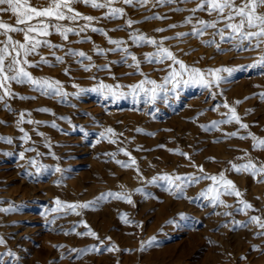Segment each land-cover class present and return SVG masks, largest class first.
Masks as SVG:
<instances>
[{"label": "rangeland", "instance_id": "1", "mask_svg": "<svg viewBox=\"0 0 264 264\" xmlns=\"http://www.w3.org/2000/svg\"><path fill=\"white\" fill-rule=\"evenodd\" d=\"M30 2L46 5L47 0ZM198 2L199 0H186L179 5L170 4L156 8L151 4L136 9L127 6L126 12L129 17L142 21L133 25V28L156 36H174L177 32H190L192 26L181 25L163 33H156L154 29L179 23L190 14L187 11H169L170 8L179 6L191 9ZM74 7L86 15L98 17L106 11L94 9L82 2L75 4ZM153 13L169 18L143 21L144 16H151ZM196 15L204 19L215 18V14L210 15L204 11H198ZM0 19L15 22V17L10 13L4 14ZM123 24L124 19H102L97 26L109 30V35L114 38L127 39L129 30L121 28L112 31L117 25ZM213 32V29H208L202 38L189 35L165 43L170 45L186 63L201 68L248 65L254 59H258L259 51L264 50V45H261V49L243 51L223 42L221 47L231 50L218 51L214 45L203 43L204 40L213 38ZM12 35L15 39H23L22 33ZM81 36H90L91 41L69 43L63 41L55 32L49 39L54 43H65L67 47L84 50L93 56L97 64L111 61V73L114 75H110L107 70L84 71L71 56L66 57L65 63L57 64L55 57L51 55L53 50L47 47H41L39 53L52 60L53 65H41L29 70L36 76L48 75L63 81L69 92L74 91L73 82L90 88L97 82L90 78L93 74L108 83L119 81L125 86L142 78L133 68L120 61V52L109 53L103 57L92 51L94 44L105 48L111 47L103 34L89 30ZM79 39L80 37L74 34L69 36V41ZM215 39L219 41L218 36ZM131 50L143 60L142 54L153 49L147 45L143 47L133 45ZM54 51L57 55L64 54V50L61 49ZM29 59L39 61L40 55L30 56ZM84 63L88 61L85 60ZM69 66L70 73H64L63 69ZM141 69L157 80L161 79L167 70L165 64L147 62L141 64ZM12 89L20 95L35 99H20L18 96L10 98L8 103L15 111L6 109L4 102H0V135L14 138L11 144L0 141V208L10 205L16 208L12 212L0 211V236L6 241V244H0V253H5L11 248L17 253L19 264H264V237L254 235L256 231L254 225L249 228L233 229L231 217L216 214L224 210L222 206L214 212L213 206L202 198L196 201L178 199L158 185H147L152 193L150 198L133 192V204L109 198L98 208L82 210L80 215L66 209L52 211L56 207L57 197L62 202L89 201L101 193L133 190L141 186L143 181L135 167L125 168L104 155L108 152H117L116 159L128 160L129 157L124 152L118 151L119 148H126L136 157L143 177L149 179L161 172L199 174L197 167L199 165H203L204 172L210 175H218L224 171L242 191L244 198L264 212V180L231 169V163H243L248 157L256 162H264V150L254 149L251 137L240 138L246 136L248 131L264 137V98L259 95L260 92H264V74H261L258 68H245L233 73L221 84L220 89L215 90L217 95L214 98L210 97L207 89L189 85L180 89L178 97L171 95L167 101L158 100L155 105L146 104L143 97L138 102L131 95L113 100L91 91L70 98L69 102H61L58 98L35 92L28 85L13 83ZM221 90L223 95L220 94ZM225 99L230 105H235L236 100L241 101L235 107L243 122L249 125L248 129H239L236 122L223 124L219 129L211 131H205L200 127L202 124H209L212 120L222 118L221 113L227 111L223 107ZM215 104L221 105L218 111L212 110ZM42 107L52 109L55 115L52 112L37 110ZM20 110H31V119L34 120H54L59 127L25 122L23 127L31 136V141L25 145L19 139L22 133L15 123ZM61 116L71 117V123L59 119ZM108 126L115 129L118 134L122 133L118 142L114 144L108 140H101L97 144L98 132L102 127ZM137 128L144 131L137 132ZM237 129L238 136L225 138L226 133ZM85 131L88 132L86 136ZM38 133H44L51 139V148L44 143V136ZM32 142H35L34 147L39 152L45 153L40 157L44 164L55 166L59 163L66 169L60 183L56 181L61 173L55 172L54 167L38 179L28 176L29 169L22 167L24 161L20 160L18 153L24 147L33 146ZM174 148L187 152L189 156L169 151ZM9 152L13 154L8 155ZM50 152H54L60 159L57 160L56 157L47 154ZM34 155V152L26 153V157ZM210 183V180L204 179L189 186L187 196H197L199 191ZM223 199L235 207L236 197L224 195ZM181 212L186 213V217H180L178 214ZM123 213H127L128 218L134 223L125 224L120 219ZM251 214L258 213L250 211L249 215ZM173 218L176 223H167ZM246 218L242 213L235 215V219L238 220ZM81 219L86 220L100 239L105 240V246L115 243L120 251L109 252L102 246V251L88 252L77 257L76 253L70 251L71 248H85L99 243L95 237L78 234L86 231L82 224L72 231L73 225L78 224ZM53 220L55 223L51 222ZM221 224L226 226H220ZM152 236H156L155 243L141 251L140 242ZM107 237H111V240H107ZM54 245L64 247L58 248ZM253 245H259V248H253ZM3 259L6 264H12L8 256L5 255Z\"/></svg>", "mask_w": 264, "mask_h": 264}, {"label": "snow or ice", "instance_id": "2", "mask_svg": "<svg viewBox=\"0 0 264 264\" xmlns=\"http://www.w3.org/2000/svg\"><path fill=\"white\" fill-rule=\"evenodd\" d=\"M84 3L90 5L94 9H105L101 16L86 15L77 10L74 7L77 3ZM186 0H47L46 5H41L38 2L33 4L30 0H0V17L4 14L10 13L15 17V24L6 22L0 19V102H4L6 109L15 111L8 103L10 98L19 97L20 99H35V97H25L16 93L12 89V84H22L30 86L35 92L43 94L48 97L58 98L61 102H69L70 98L78 97L81 94L91 91L95 92L101 97L111 98L118 100L123 97L131 95L137 102L141 97L144 98L146 104L155 105L158 100L167 101L169 96H179L180 89L189 85L199 86L209 91L210 97L214 98L217 95L216 89H220L222 83L227 81L233 73L245 68H258L261 74H264V50L257 53L258 59H254L251 64L248 65H219L210 66L207 68H201L186 63L183 59L172 50L170 45L165 42L171 39L183 38L186 36L204 37L208 29H213V38L204 40L203 43L208 45H214L218 51H226L231 49H224L221 47V43L227 42L232 45L233 48L238 50L248 51L261 49V45H264V0H199L195 7L191 9L181 8L179 6L170 8L169 11L179 12L187 11L190 14L186 16L179 23H171L165 27H158L154 29L156 33H163L166 30L177 28L181 25H191L190 32H177L174 36H156L140 30L139 28H133L135 24H139L142 21L136 20L128 16L126 7L131 6L134 8L143 7L151 4L153 8L166 6V5H179ZM118 4L122 6H117ZM198 11H204L208 14H215L213 19H204L198 17L196 14ZM166 15L159 13H153L151 16H144L143 21L150 19L165 20L168 19ZM102 19L114 20L124 19L123 25H117L112 31L124 28L129 30L127 39L114 38L109 35V30L98 27L97 24ZM78 21H83L78 23ZM103 34L107 37L108 44L111 47H102L94 44L93 52L100 56L106 57L109 53L120 52V61L126 64L129 68H133L136 73L141 75V79L124 85L117 81L116 83H108L103 79H98L95 74L90 78L97 82L92 84L90 88L84 87L79 83L73 82L74 91L69 92L65 83L57 78L48 75L36 76L29 69L32 67H40L41 65H53V61L47 59L44 55L39 53L41 47H47L52 49L51 55L55 57L57 64H63L66 62V57L75 58L74 62L82 67L84 71H91L95 69L97 72L107 70L110 75L112 62L97 64L93 60V56L89 55L82 49H76L67 47L65 43H54L49 37L53 32L58 33L62 40L69 43H82L85 41H91L90 36H81L82 33L88 31ZM12 33H22L23 39H15ZM70 34H74L80 37L78 41H69ZM219 37V41L215 37ZM94 43V42H93ZM143 47L151 46L152 51H148L142 54L143 60L132 51V46ZM56 49L64 50L63 55H57ZM40 55V60H30V56ZM87 60L88 63H84ZM170 61V63H165ZM158 63L165 64L166 73L159 80L151 78L147 73H144L141 69V64ZM64 73H70V66L63 69ZM133 73H126L131 75ZM223 95V90L220 92ZM259 95L264 98V92H260ZM247 99V97H245ZM240 100L235 101V105L240 104ZM235 105H230L225 99L223 107L227 109L226 112L221 113V119L212 120L209 124L200 125L205 131H211L219 129L223 124H231L236 122L239 124V129H248L249 125L241 119V116L237 112ZM75 106V105H73ZM220 104H215L213 109L218 111ZM42 112H52V109L42 107L37 109ZM91 116V113H86ZM27 115V120H26ZM61 120H67L71 123V117L61 116ZM95 119V118H94ZM27 122L33 125L51 124L56 128L59 125L53 121H40L31 119V110H20L18 118L15 123L22 135L19 139L28 145L31 141V136L28 131L23 127V124ZM7 123V122H5ZM83 128L84 126H80ZM239 129L236 131L228 132L226 137H236L239 135ZM137 132H143L144 129L137 128ZM44 136V143L48 148L52 147V142L49 137L44 133H38ZM87 131L84 132L86 136ZM155 135V133H150ZM115 129L112 127H102L98 132V138L96 143H100L101 140H108L111 143H117L119 136ZM252 138V147L254 149L264 150V137H259L255 133L248 131L246 136H240L241 139ZM14 138L11 136L0 135V141H5L9 144L13 143ZM32 142L33 146L24 147L19 151L18 155L20 160L24 161L22 167H27L29 177L39 178L46 171L54 167V171L61 173L60 178L56 181L60 183L63 179V173L66 169L62 168L59 163L55 166L44 164L40 157L45 153L39 152ZM95 145H93L94 147ZM139 148L140 146L137 145ZM158 147H164V145H158ZM119 152H124L129 159L118 160L117 152H108L104 155L109 156L115 160L117 164L122 165L125 168L135 167L140 179L143 181L141 186L136 187L133 190H123L106 193H101L89 201H75V202H62L59 197L56 198V207L52 209L53 212L60 211L62 209L69 210L78 215L82 210L89 208H98L109 198H115L123 201H127L129 204H133V192L140 193L146 198L152 196L151 191L147 185L164 187L166 191L173 194L176 198H187L189 200L207 201L213 206V210L223 207L222 212H216L217 215H223L231 217L230 223L233 229L236 227L249 228L254 225L256 231L255 236L264 237V212L253 206L251 202L244 198L242 191L237 187L236 183L229 179L224 171H221L218 175L207 174L203 170V165L197 166L199 168V174L185 173L176 174L175 172H161L153 175L150 179L143 177L140 172L139 165L137 164L136 157L132 156L131 152H128L126 148H119ZM169 151L178 152L181 155L187 157V152L181 151L179 148L170 149ZM34 152L35 155L26 157V153ZM13 153L9 152L8 155ZM56 157L57 160L60 157L56 156L54 152L47 153ZM245 152V156H247ZM231 169L237 173H249L253 177H260L264 180V162H256L253 158L248 157L243 163H231ZM210 180L211 183L199 191L197 196H187V189L189 186L198 184L201 180ZM123 188V185L121 186ZM224 195L236 197L235 207L227 204L223 199ZM16 210L14 205H10L6 208H0L3 212H12ZM80 210V211H78ZM258 213L251 214L249 212ZM244 214L247 218L245 220L235 219L236 214ZM67 214V212H65ZM180 217H186V213L181 212L178 214ZM120 219L125 224L134 223V221L128 218L127 213L120 215ZM55 223V221H51ZM142 223V222H141ZM167 223H176L175 218L167 221ZM82 224L85 226L86 231L78 233L81 236L95 237L99 243L92 244L85 248H71L70 251L77 254L79 257L81 254L88 252L102 251V246L106 247L109 252L120 251L119 247L112 243L110 246H105V240L100 239L98 233L94 231L87 223L86 220L81 219L78 224H74L72 231H75L76 227ZM220 226H226L221 224ZM107 240H111V237H107ZM156 241V236L149 237L147 240L140 242V250L143 251L146 248L151 247ZM0 244H6V241L0 236ZM54 247L63 248L64 245H54ZM253 248H259V245H253ZM125 251H133V249H124ZM8 256L12 264H19V257L17 253L8 248L5 253H0V264H6L3 259L4 256ZM243 258V257H242Z\"/></svg>", "mask_w": 264, "mask_h": 264}, {"label": "bare ground", "instance_id": "3", "mask_svg": "<svg viewBox=\"0 0 264 264\" xmlns=\"http://www.w3.org/2000/svg\"><path fill=\"white\" fill-rule=\"evenodd\" d=\"M135 9H136V8H135ZM8 21H10V20H8ZM6 22H7V21H6ZM10 22H11V21H10ZM81 22H82V21H81ZM13 23H15L14 20H13ZM263 199H264V198H263Z\"/></svg>", "mask_w": 264, "mask_h": 264}]
</instances>
